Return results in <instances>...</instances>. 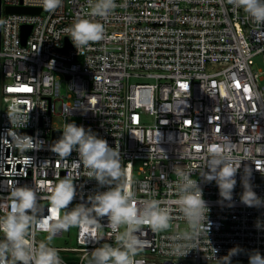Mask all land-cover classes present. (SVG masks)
Listing matches in <instances>:
<instances>
[{
  "label": "built area",
  "instance_id": "2783aa9c",
  "mask_svg": "<svg viewBox=\"0 0 264 264\" xmlns=\"http://www.w3.org/2000/svg\"><path fill=\"white\" fill-rule=\"evenodd\" d=\"M117 4L109 16L94 17L104 24L105 37L81 54L67 29L89 14L88 0H62L54 11L45 10L42 0H0V214L13 183L27 184L37 189L44 220L55 224L61 219L64 210L49 197L78 154L73 150L61 159L51 146L54 132L60 137L64 122L74 121L109 146H119L126 186L138 201L155 198L172 210L168 229L153 232L143 226L145 247L136 259L144 264H218L215 256L234 246L240 251L231 264H249L254 251L264 256V227H255L258 219L264 224V205L250 207L240 200L245 165L251 169L253 190L264 198V72L254 61L261 56L264 63V24L255 23L231 0ZM8 7L40 11L8 13ZM23 27H30L25 39ZM67 44L71 47L62 51ZM132 78L150 82L132 83ZM14 108L27 116L22 127L10 122ZM12 130L42 141L41 146L26 153L16 150ZM223 135L234 143V154L246 159L235 174L231 201L221 199L215 180L201 175L206 145L222 142ZM176 166L197 179L211 222L207 234L189 243L191 249L181 257L170 249L173 237L187 229L175 204ZM74 183L77 191L68 208L87 203L88 195L107 187L86 176ZM99 220V226H76L75 246L57 248L63 264H86L95 247L117 243L107 217ZM97 227L99 238H93L90 232ZM67 231L58 228L54 238ZM38 234L47 235L37 228V242Z\"/></svg>",
  "mask_w": 264,
  "mask_h": 264
},
{
  "label": "clouds",
  "instance_id": "9594fccd",
  "mask_svg": "<svg viewBox=\"0 0 264 264\" xmlns=\"http://www.w3.org/2000/svg\"><path fill=\"white\" fill-rule=\"evenodd\" d=\"M88 3L89 14L76 18L67 29L68 37L81 54L92 46V42L105 37L104 24L94 17H107L118 7L117 0H88ZM231 3L242 8L258 25L264 24V0H231ZM61 4L62 0H42V6L47 11H54ZM9 119L12 125L15 122L14 128H19L24 126L27 116L14 108ZM12 132L11 142L20 152L26 153L41 146L42 141L34 142L31 136ZM233 145L226 135H223L222 142L207 144L206 166L201 173L205 181L215 180L219 196L225 201L232 200L237 183L235 174L241 161L246 160L234 154ZM51 148L61 159L69 157L73 150L78 154V159L71 162V170L54 183L49 197L55 208L64 210L63 215L55 224L45 221L37 189L32 185L17 186L13 183L6 211L0 214V264H63L59 250L51 243L57 229L67 230L81 224L99 226L100 217H107V225L115 234L117 243H103L95 247L86 257V264H144L143 260L136 259L145 247L141 235L143 226L148 225L153 232L168 229L172 210L161 206L155 198L138 201L133 189L126 186L125 166L119 146H109L106 139L84 126L74 121L64 122L62 134ZM173 170L178 177L175 204L187 222V229L173 237L170 249L181 257L191 249L188 248L189 243L203 233L207 234L211 223L208 219L210 209L192 172L181 166ZM81 176L95 179L99 186H107L106 190L88 195L87 203L68 208L77 191L74 181ZM250 176L251 169L245 165L240 200L247 206L260 207L264 205V198L253 190ZM255 227L261 228L264 224L258 219ZM37 228L47 233L46 239L34 240L33 233ZM90 235L99 238V227ZM239 251V246H234L226 255L217 258V249L213 248L218 264H231V258ZM248 259L249 264H264V256L259 251L252 252Z\"/></svg>",
  "mask_w": 264,
  "mask_h": 264
},
{
  "label": "rangeland",
  "instance_id": "374dc122",
  "mask_svg": "<svg viewBox=\"0 0 264 264\" xmlns=\"http://www.w3.org/2000/svg\"><path fill=\"white\" fill-rule=\"evenodd\" d=\"M255 61V66L262 70L264 72V63L262 62V57L261 56H257L254 58ZM132 83H136V82H150V80H142V79H138V78H132L131 79ZM59 109V105H57V111ZM57 121V120H56ZM58 122V121H57ZM59 123V122H58ZM75 204H72L70 208L74 207ZM75 230H76V226H73L71 228L68 229L67 233L64 234L62 237H56L52 240V245L56 248L58 247H73L75 246ZM37 238L39 240H43L46 239V235L45 234H38Z\"/></svg>",
  "mask_w": 264,
  "mask_h": 264
},
{
  "label": "water",
  "instance_id": "95a60500",
  "mask_svg": "<svg viewBox=\"0 0 264 264\" xmlns=\"http://www.w3.org/2000/svg\"><path fill=\"white\" fill-rule=\"evenodd\" d=\"M40 11V8H33V7H8L6 9V12L8 13H38ZM30 31V27H23V36L24 39L26 38V36L28 35ZM67 41V39H66ZM70 46V44H67L62 51H66ZM54 137H55V141L58 139L59 137V132H54Z\"/></svg>",
  "mask_w": 264,
  "mask_h": 264
},
{
  "label": "snow or ice",
  "instance_id": "6c2138e0",
  "mask_svg": "<svg viewBox=\"0 0 264 264\" xmlns=\"http://www.w3.org/2000/svg\"><path fill=\"white\" fill-rule=\"evenodd\" d=\"M53 211H55V209H53Z\"/></svg>",
  "mask_w": 264,
  "mask_h": 264
}]
</instances>
